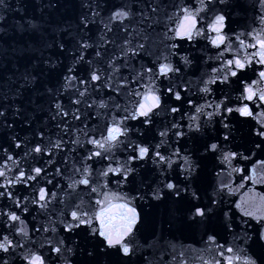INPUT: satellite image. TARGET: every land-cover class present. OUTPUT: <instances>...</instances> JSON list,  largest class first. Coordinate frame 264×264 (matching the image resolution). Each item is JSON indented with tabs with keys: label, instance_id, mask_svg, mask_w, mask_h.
Returning a JSON list of instances; mask_svg holds the SVG:
<instances>
[{
	"label": "snow or ice",
	"instance_id": "obj_1",
	"mask_svg": "<svg viewBox=\"0 0 264 264\" xmlns=\"http://www.w3.org/2000/svg\"><path fill=\"white\" fill-rule=\"evenodd\" d=\"M28 7L0 0V23L18 13L29 34L10 51L40 53L0 74V264H153L138 256L149 237L185 229L200 230L198 264H264V195L233 199L264 184V159L252 162L264 156V0L241 31L240 0H34L31 18ZM53 75L38 93L48 108L29 101L46 112L33 128L19 101Z\"/></svg>",
	"mask_w": 264,
	"mask_h": 264
},
{
	"label": "water",
	"instance_id": "obj_2",
	"mask_svg": "<svg viewBox=\"0 0 264 264\" xmlns=\"http://www.w3.org/2000/svg\"><path fill=\"white\" fill-rule=\"evenodd\" d=\"M12 7H16V0H9ZM25 2L29 5L27 8V18H31L33 15L39 16L38 12H34V9L31 7L34 0H25ZM114 2H119V0H114ZM131 2V0H129ZM232 2V0H229ZM246 6V13H242L240 16H236L235 13L232 15L230 19L234 21L231 25L233 28H236L238 31L243 30L240 25H246L251 22V18L256 14L254 9L252 8L253 4L258 6V0H240ZM78 9H69L63 10L59 12H55L52 14V19L55 20L58 17L63 16H74ZM0 14H4L0 12ZM106 14V13H105ZM21 20V15L18 13H13L11 11L7 12V22L0 23V27H4L7 29V34L0 33V74L4 77L11 75V72L15 71L16 69L12 67L13 64L16 65V68L19 69L20 72L24 71V68L27 66L28 63V56H36L40 55L39 52H29L25 53L23 56L19 55V49L17 53L14 54L10 51L13 43L16 42L17 44L23 43L24 41L21 39L22 37H27L28 33H19L16 31V21ZM22 22V21H21ZM39 22V21H38ZM256 26V25H253ZM26 46V45H25ZM5 49H9V51H5ZM55 49H45L44 55L49 56L53 55ZM64 64L71 65V59H64L61 58ZM211 63V62H210ZM46 66L40 65L39 68L33 74H37L41 68ZM59 70V69H58ZM199 73H197L198 75ZM187 78V77H186ZM15 79V77H13ZM55 79L53 76H45L39 77L38 81L35 82L28 90L23 92V99L19 101V103L26 109V113L32 115L34 113L32 123V127L35 128L37 124H40L46 118V112L40 111L37 108H34L32 103L29 101H34L36 105H39L40 108L47 109L48 108V97L47 95H38V93H43L45 91L44 85L48 84V86H52V82ZM193 79H195L193 77ZM11 87H18L19 83L16 85H9ZM6 87L3 83H0V89ZM64 103H67V99L65 98ZM38 117V119H36ZM178 118V117H177ZM172 119L171 115L166 112H161L160 115L157 117L159 124H164L166 121H170ZM27 125L17 124L16 132L20 136H31L30 131H26ZM55 131V129H53ZM4 133L0 131V136H3ZM67 139V137H65ZM236 143L238 145H242L243 147H247L249 144V138L247 136V124H242L238 126V134ZM187 147L191 148V144H187ZM20 156H23V152L19 151ZM250 155V153H247ZM256 159H264V156H255L252 158V162L254 163ZM150 163V162H149ZM24 164H21V167H24ZM249 168L251 164L247 165ZM48 171L53 172L54 169L51 166H48ZM239 179L234 177V184H239ZM251 190V191H250ZM17 193H22L24 195L28 194L27 191L24 190L23 186H19L14 189ZM30 191V190H29ZM264 195V184H251L250 181L245 182V187L240 189L234 194V200H240L242 197L248 198L251 196H259ZM7 200L0 199V207H3L5 204H8ZM159 211V210H157ZM37 213L33 209L32 215L27 216L26 219L29 221V227L33 226L32 223V216H36ZM38 219L43 220L44 217L38 216ZM154 244V247L145 248L142 250L141 253H138V256H148L149 259L153 260V264H179L181 260V253H183V260L185 264H198L197 258L202 255L201 249L204 247L202 243H200V230L199 229H185V230H173L171 232L165 231L163 233L162 238H152L149 237ZM228 239H231L229 236ZM175 244V250H173L169 245ZM176 256L177 259L174 261L172 259L173 256ZM206 258V257H205Z\"/></svg>",
	"mask_w": 264,
	"mask_h": 264
}]
</instances>
